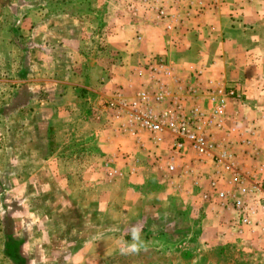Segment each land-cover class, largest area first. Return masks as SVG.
Here are the masks:
<instances>
[{
  "label": "crops",
  "instance_id": "1",
  "mask_svg": "<svg viewBox=\"0 0 264 264\" xmlns=\"http://www.w3.org/2000/svg\"><path fill=\"white\" fill-rule=\"evenodd\" d=\"M217 1L193 0L192 9L186 0L170 2L171 11L186 20V34L177 47L171 36L155 24L156 17L152 12L138 2L134 3L131 15L120 17V13L114 14L113 21L105 25L101 34L96 33L97 38L101 37L98 54H86L87 40L75 37L80 33V27L75 23L71 30L68 26L66 30H57L60 32L51 39V50L55 55L59 51L58 45L65 43L63 46L67 47L68 53L66 68L71 79L68 76L60 79L57 71V76L41 84V88H50L53 99L50 111L55 118L50 122L58 131L61 127L58 120L64 117L68 129L67 122H73V126L81 127V140L96 145V157L91 156L96 161L72 164L66 167V172L73 174L81 169L84 173L88 171L96 175V182L91 176L81 183L86 189L97 190L92 200H96L101 216L117 221L115 226L109 227V233L93 241L86 240L87 235H81L87 227L82 223L76 239V245L80 243L81 249L73 252L74 262L87 264L89 258L84 259V255L89 254L99 263L121 251L125 241H133L136 237L149 242L160 230L174 226L185 215L191 222L195 221L191 216L199 218L202 226L199 242L205 247L207 242L219 245L234 242L243 247L249 246L252 238L264 241V231L260 228L241 231L231 204L223 203L213 189L211 183L214 180L218 181V191L232 192L235 189V173L231 168L210 156L200 158L186 149L176 160L175 171L169 172L165 169L169 153L167 146L153 147L144 140V149L150 148L149 154L154 151L161 154L162 164L154 165L153 156H147L149 167L140 165L138 169L134 158L139 154L138 158H147L146 153L137 150L141 146L130 133L121 129V117L112 104L117 98L124 101L134 99L142 81L134 69L152 56L174 61L176 71L185 78H189L195 69L202 68L203 78L214 89L213 95L217 99H226L227 86L237 85L242 90V97L239 100L226 99L221 136L235 144L238 175L243 176L246 184L263 187L264 71L261 70L264 68V0H224L222 4ZM63 31L65 38L60 37ZM91 32L95 34L92 29ZM83 33L85 37L86 32ZM56 59L61 60L58 56ZM231 81L238 83L231 84ZM211 98L209 94L204 100L208 108L212 105ZM242 141L255 143L257 150L241 144ZM90 152L83 154L88 156ZM58 157L59 152H55L50 161ZM57 170L54 169L53 173ZM153 173L162 179L156 190L135 189L136 184L153 178ZM71 181L73 186V179ZM81 197L83 204L89 205L90 199L86 201L85 196ZM118 205L121 206L119 213L115 210ZM211 225L216 227L217 233L209 235L207 230ZM183 233L184 238L190 237L188 228Z\"/></svg>",
  "mask_w": 264,
  "mask_h": 264
},
{
  "label": "rangeland",
  "instance_id": "2",
  "mask_svg": "<svg viewBox=\"0 0 264 264\" xmlns=\"http://www.w3.org/2000/svg\"><path fill=\"white\" fill-rule=\"evenodd\" d=\"M150 1L0 0V264H78L72 258L81 249L76 239L82 223L87 227L81 235L91 241L116 225L117 221L101 216L96 200H92L97 190L86 189L81 183L91 176L96 182L97 176L81 169L73 174L66 172L72 164L96 161V145L81 140V127L73 126V122H67L68 129L64 117L58 120L61 127L56 130L50 122L55 118L50 111V88H41V84L57 76V71L60 79L70 77L65 43L58 45L57 55L51 50V39L60 32L57 30H66L67 26L71 30L73 23L79 25L80 33L75 37L87 40L86 54H98L101 37L97 38L96 33L101 34L105 25L113 21V15H131L135 2L150 11ZM171 1L174 0H168L170 8ZM186 1L192 9L193 0ZM181 20L186 22L183 17ZM61 35L65 38V31ZM56 56L61 59L59 62ZM136 149L145 152L146 157L152 156L150 148ZM88 151L91 152L87 156ZM55 152H59V157L51 162L50 156ZM138 156L134 158L138 169L140 165L149 167L148 157ZM54 169H58L56 173ZM152 176L147 182L136 184L135 189L156 190L162 179L155 173ZM82 195L86 201L90 199L89 205L83 204ZM119 208L120 205L115 209L118 213ZM115 215L120 216L116 212ZM185 216L174 226L160 230L149 242L136 237L99 263L89 254L84 259L89 258L87 264H264L263 240L252 238L249 246L243 247L234 242H207L205 247L199 242V218L191 216L195 220L191 222ZM187 228L190 237L184 238ZM216 230L211 225L207 233H217Z\"/></svg>",
  "mask_w": 264,
  "mask_h": 264
},
{
  "label": "built area",
  "instance_id": "3",
  "mask_svg": "<svg viewBox=\"0 0 264 264\" xmlns=\"http://www.w3.org/2000/svg\"><path fill=\"white\" fill-rule=\"evenodd\" d=\"M148 2V1H147ZM149 10L156 17L155 24L171 36L175 47L186 34L185 24L169 8L168 0H151ZM176 14V15H175ZM134 70L142 79L134 99L124 101L117 98L112 102L121 117V129L130 133L139 146L148 141L153 147L166 145L169 153L166 171L174 172L176 160L189 149L198 157L210 156L218 163L231 168L234 173L235 189L232 192L218 191L217 180L212 181L213 189L223 203L231 204L237 214L239 227L264 231V188L259 184H246L238 175L235 144L224 131L226 99L239 100L242 90L237 85L227 87L226 99H217L214 89L203 78V69H195L189 78L176 71L172 60L161 56L145 59ZM212 95L210 108L204 100ZM257 150L255 144L240 142ZM155 165L162 164V156L152 152Z\"/></svg>",
  "mask_w": 264,
  "mask_h": 264
},
{
  "label": "clouds",
  "instance_id": "4",
  "mask_svg": "<svg viewBox=\"0 0 264 264\" xmlns=\"http://www.w3.org/2000/svg\"><path fill=\"white\" fill-rule=\"evenodd\" d=\"M134 247V246H133Z\"/></svg>",
  "mask_w": 264,
  "mask_h": 264
}]
</instances>
